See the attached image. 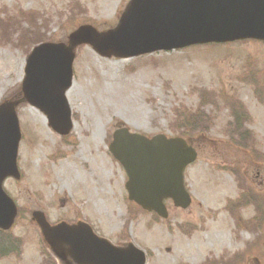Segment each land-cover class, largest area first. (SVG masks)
Instances as JSON below:
<instances>
[{"label":"rangeland","instance_id":"obj_1","mask_svg":"<svg viewBox=\"0 0 264 264\" xmlns=\"http://www.w3.org/2000/svg\"><path fill=\"white\" fill-rule=\"evenodd\" d=\"M128 1L0 0V103L20 90L34 45L68 43L82 25L110 30ZM25 15L37 28L20 44L15 19ZM8 19L13 24L1 25ZM248 64L258 84L240 80ZM66 96L74 114L67 144L39 110L25 103L17 108L21 179L9 178L4 187L16 201L18 215L9 235L0 233V264H52V257L55 264H79L69 255L61 261L49 251L33 211L45 212L50 222L82 219L115 245L133 243L145 251V264H264V215L258 229L249 223L238 227L237 219L248 221L259 211L255 204L239 206L241 179L235 175L248 166V184L255 181L254 192L262 190L264 43L197 46L129 58L101 56L92 46L79 45ZM229 103L243 105L249 113L247 129L239 135L229 124L235 117ZM119 126L149 137L187 130L197 151L184 172L193 196L187 208L166 202L168 217L161 218L128 199L126 174L109 151ZM246 132L251 136L242 135ZM231 135L240 138V145L231 143ZM245 142L262 162H252L253 151L243 148ZM261 198L263 209L264 193Z\"/></svg>","mask_w":264,"mask_h":264},{"label":"water","instance_id":"obj_2","mask_svg":"<svg viewBox=\"0 0 264 264\" xmlns=\"http://www.w3.org/2000/svg\"><path fill=\"white\" fill-rule=\"evenodd\" d=\"M243 39L264 42V0H130L113 29L98 32L91 25H82L69 35L68 43L35 46L26 61L22 100L46 113L50 126L66 134L72 121L64 93L71 85L77 45L90 44L102 56L129 58ZM17 104H0V227L4 229L11 226L17 213L2 188L6 177H19ZM109 149L126 171L129 198L143 209L165 218L163 200L172 199L182 208L190 204L183 171L197 154L184 139L164 134L147 138L119 127ZM33 217L50 246L59 253L62 244L69 245L71 257L79 264H145V254L136 246H114L97 237L85 223L51 227L41 212H34Z\"/></svg>","mask_w":264,"mask_h":264},{"label":"trees","instance_id":"obj_3","mask_svg":"<svg viewBox=\"0 0 264 264\" xmlns=\"http://www.w3.org/2000/svg\"><path fill=\"white\" fill-rule=\"evenodd\" d=\"M19 15H21V14H19ZM28 15H30V14H28ZM28 15L22 16L20 19H15L16 20V23H15L16 24V33H15L16 34V41L19 42L20 44H23L25 38L32 37L31 34L34 33V30L37 28V25H35L33 22L30 23V24H28L26 22V19L28 18ZM11 20L12 19L5 20L1 25L5 24V26L6 25L10 26L9 24H13V22H11ZM19 21H22V22L21 23H17ZM254 75H255L254 73H247V74H245L243 76L242 79L246 83L258 84L257 82H253L254 79H255ZM253 91L256 93L257 92L256 88H254ZM229 105H230L231 110H232V112H233V114L235 116L234 119L229 122V124L232 125L234 127V129H237V131L234 134L235 135H239V134H241L240 132H242V130L245 128V125H244L245 122H249L250 121L249 113L247 112V110L244 108L243 105L241 106L239 104H234V103H229ZM199 127H203V126H199ZM207 129L208 128H201V129H198V130L205 131ZM245 129H247V128H245ZM181 133H184V134H187V135L180 134V136H183L185 138L189 137L188 136L189 134H188L187 130L182 131ZM235 135H231L232 138H231L230 141H231V143H233L235 145L236 144L240 145V143H241V141H239L240 138L235 136ZM242 135H245V137L251 136L249 132H246L245 134H242ZM245 143L246 144H244L243 147L244 148L249 147L253 151L254 148H252L251 145H249L247 142H245ZM254 151L252 152L253 154H254ZM258 155L259 154L255 155L256 159L259 157ZM235 175H236L237 179H240V178L243 177V174H235ZM239 185L241 186V183H239ZM261 203H263L261 198L259 197V199L257 200L256 195H254V193H252V191H249V192H247L246 196L244 198H242V200L239 202V205L244 206L245 204L246 205L255 204V209H257L259 212H261L260 211L261 208H262ZM263 215H264V213H262V217H263ZM52 264H54V262H52Z\"/></svg>","mask_w":264,"mask_h":264},{"label":"flooded vegetation","instance_id":"obj_4","mask_svg":"<svg viewBox=\"0 0 264 264\" xmlns=\"http://www.w3.org/2000/svg\"><path fill=\"white\" fill-rule=\"evenodd\" d=\"M261 183H262V190H261V192H262V191H264V185H263V184H264V181L261 182ZM256 184H257V182L253 181V185H252L251 187H252L253 189H255V188H256ZM255 190H256V189H255ZM258 192H260V191L258 190ZM261 192H260V193H261ZM44 213H45V212H44Z\"/></svg>","mask_w":264,"mask_h":264}]
</instances>
